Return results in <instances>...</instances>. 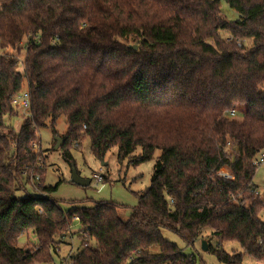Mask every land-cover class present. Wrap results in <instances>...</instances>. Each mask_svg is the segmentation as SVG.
Masks as SVG:
<instances>
[{
    "label": "trees",
    "instance_id": "16d2710c",
    "mask_svg": "<svg viewBox=\"0 0 264 264\" xmlns=\"http://www.w3.org/2000/svg\"><path fill=\"white\" fill-rule=\"evenodd\" d=\"M23 44L22 71L0 56L2 120L18 111L15 96L30 95L20 132L0 123V264H53L56 239L76 222L72 264H197L163 230L188 246L208 231L243 251L203 239L220 262L264 264V200L253 184L264 152V0H0V50L20 54ZM62 117L68 162L85 139L98 160L117 149L119 163L138 166L160 152L128 220L116 203L65 212L57 188L28 193L42 172L37 132L49 125L57 136ZM222 169L233 179L219 178ZM29 232L36 250L19 245Z\"/></svg>",
    "mask_w": 264,
    "mask_h": 264
},
{
    "label": "rangeland",
    "instance_id": "374dc122",
    "mask_svg": "<svg viewBox=\"0 0 264 264\" xmlns=\"http://www.w3.org/2000/svg\"><path fill=\"white\" fill-rule=\"evenodd\" d=\"M223 12L230 21L237 18L236 14L229 9L227 5H223ZM224 38H229L227 33H223ZM244 45L249 46L250 42H243ZM22 52L20 54L17 51L12 50L10 47L0 50V56L8 57L14 56L18 61V70H23V59L25 57V45H22ZM24 91L25 88L23 89ZM238 113L245 112L246 107L242 106L238 108ZM241 114V115H242ZM27 114L22 111L13 110L12 116L8 115L0 116V123L2 122L7 130L12 132H20L23 124V118ZM233 120V118H229ZM241 120L240 118H237ZM55 130L58 135L55 136L51 126L41 128L36 135L34 144H39L38 148H34L36 154L39 155V167L42 170L37 175L39 182L35 180L39 187L34 186L33 182L27 187V191L30 195H38L43 186L46 188H57L55 194L51 197L56 200L63 209L67 212L73 208H91L95 204L100 203H116L123 206L119 211L120 217L126 221L128 220L134 208L138 205V197L140 194L145 193L151 185V179L153 175V168L156 160L160 157V152L157 151L154 155V159L150 162L134 166L125 161L119 163L117 159V149H112L103 160H98L91 152V143L89 139L83 140L79 145H73L70 150L73 158V163L68 162L63 156L61 147L56 150L55 147L58 143V139L63 140L66 132L68 131V125L65 118H60L57 121ZM228 146V145H227ZM63 147V146H62ZM140 155V150L137 151L136 156ZM264 158V152L259 156L260 160ZM74 166H73V165ZM76 172L81 179L90 180L91 184L87 187L75 185L72 182V175ZM95 175L103 176V183H96L94 179ZM107 180V182H105ZM253 184L256 186L258 193L254 195L255 198L259 197L264 200V164L258 167L256 175L253 180ZM18 197L24 195V193H18ZM261 219L264 221V212L261 214ZM81 227L79 223H74L72 229L68 233L66 238L56 239L58 253L53 254V264H69L71 262L70 257H74L81 250V242L79 234ZM162 236L165 240L175 244L183 251L187 256H195L197 264H224L218 260V258L211 252H205L203 250V242L209 241L212 249H220L229 255L243 254L241 246L237 242H224L219 247V243L216 239L209 237L207 231L203 239H198L193 246L186 245L177 235L168 230L162 231ZM207 243V242H206ZM19 245L23 248L37 249L38 240L33 232L23 235L19 239ZM66 260V261H65ZM242 264H259L247 255H243Z\"/></svg>",
    "mask_w": 264,
    "mask_h": 264
},
{
    "label": "built area",
    "instance_id": "2783aa9c",
    "mask_svg": "<svg viewBox=\"0 0 264 264\" xmlns=\"http://www.w3.org/2000/svg\"><path fill=\"white\" fill-rule=\"evenodd\" d=\"M240 45H242V42H239ZM13 106L17 109L22 111L23 113L27 114L29 113L30 110V95L27 91L22 92L21 94L15 96L12 100ZM227 117L229 118H233V119H237L238 115L236 113V111H230L226 113ZM39 144H34L33 146L35 148H38ZM264 164V158H261L260 160H257L255 162V166L258 168L261 165ZM217 176L223 180H232V175L231 173L226 170V169H222L220 170V172L217 174ZM94 179L96 180V183L100 184L102 182V176L101 175H95ZM35 180H37V182H39V178H36ZM34 186L36 184V182H33ZM37 187H39V184H36ZM40 194V193H39ZM257 194V193H256ZM258 195V194H257ZM69 264H72V262H70Z\"/></svg>",
    "mask_w": 264,
    "mask_h": 264
},
{
    "label": "water",
    "instance_id": "95a60500",
    "mask_svg": "<svg viewBox=\"0 0 264 264\" xmlns=\"http://www.w3.org/2000/svg\"><path fill=\"white\" fill-rule=\"evenodd\" d=\"M133 49L136 50L137 47H134ZM64 142H65L64 140L58 139V143H57L55 149L58 150L64 144ZM72 182L75 185L82 186V187H87V186H89L91 184L90 180L81 179L76 172H74L73 175H72ZM202 248H203V250L205 252L208 251V246H207L206 242H203V247Z\"/></svg>",
    "mask_w": 264,
    "mask_h": 264
},
{
    "label": "crops",
    "instance_id": "0c3cea01",
    "mask_svg": "<svg viewBox=\"0 0 264 264\" xmlns=\"http://www.w3.org/2000/svg\"><path fill=\"white\" fill-rule=\"evenodd\" d=\"M255 186V185H254ZM256 187V186H255ZM257 189V188H256ZM258 191V190H257ZM258 194V193H257ZM66 261V260H65Z\"/></svg>",
    "mask_w": 264,
    "mask_h": 264
}]
</instances>
